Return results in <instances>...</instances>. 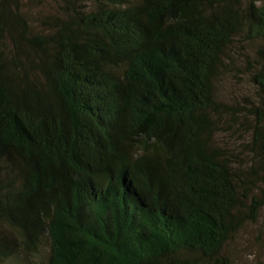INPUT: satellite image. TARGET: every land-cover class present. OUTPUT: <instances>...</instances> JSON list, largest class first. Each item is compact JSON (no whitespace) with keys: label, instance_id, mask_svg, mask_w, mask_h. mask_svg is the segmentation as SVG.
I'll use <instances>...</instances> for the list:
<instances>
[{"label":"trees","instance_id":"obj_1","mask_svg":"<svg viewBox=\"0 0 264 264\" xmlns=\"http://www.w3.org/2000/svg\"><path fill=\"white\" fill-rule=\"evenodd\" d=\"M49 1L0 0V264H234L264 208V2Z\"/></svg>","mask_w":264,"mask_h":264},{"label":"rangeland","instance_id":"obj_2","mask_svg":"<svg viewBox=\"0 0 264 264\" xmlns=\"http://www.w3.org/2000/svg\"><path fill=\"white\" fill-rule=\"evenodd\" d=\"M263 1L264 0H260ZM28 3L29 19L35 23V17L39 12L43 11L47 6L49 0H25ZM51 5V4H50ZM247 86L244 82L239 86L231 85L229 83L223 84L222 91L228 94H232L234 90H242ZM245 87V88H244ZM222 137V133L219 137ZM228 138L223 136L222 141L226 142ZM232 148L237 149V143L230 145ZM234 251V264H256L258 261L264 260V208L260 212L257 220L254 223L247 224L237 235L233 246ZM21 256L26 257L27 255L22 254ZM30 259L20 258V261L24 264H29L33 261H37V256L31 255Z\"/></svg>","mask_w":264,"mask_h":264}]
</instances>
